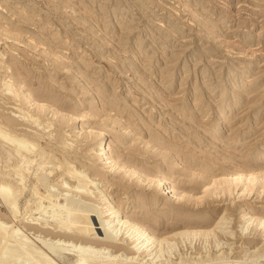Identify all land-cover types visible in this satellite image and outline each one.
I'll return each mask as SVG.
<instances>
[{"label": "rangeland", "instance_id": "obj_1", "mask_svg": "<svg viewBox=\"0 0 264 264\" xmlns=\"http://www.w3.org/2000/svg\"><path fill=\"white\" fill-rule=\"evenodd\" d=\"M263 175L264 0H0V264H264Z\"/></svg>", "mask_w": 264, "mask_h": 264}, {"label": "bare ground", "instance_id": "obj_2", "mask_svg": "<svg viewBox=\"0 0 264 264\" xmlns=\"http://www.w3.org/2000/svg\"><path fill=\"white\" fill-rule=\"evenodd\" d=\"M26 93V92H25ZM28 96V95H27ZM30 100V99H29ZM29 100H28V102H29ZM30 103H31V101H30ZM39 106V105H38ZM88 132V131H87ZM90 133V132H89ZM97 135V134H96ZM89 137V136H88ZM97 138H99V146H98V148H96V152H95V157H96V159L97 160H99L101 163H102V166L104 165V166H110V168L111 167H113V166H115V165H117L118 163L115 161V160H113L112 159V157H108V156H106V147L105 146H102V139H101V136L100 135H97ZM98 140V139H97ZM24 146V145H23ZM26 147H27V145H26ZM25 147V148H26ZM17 154V153H16ZM41 156V155H40ZM41 162H42V160H41ZM88 163V162H87ZM32 164V163H31ZM30 164V165H31ZM29 165V166H30ZM32 166V165H31ZM50 166V165H49ZM95 166V165H94ZM116 167V166H115ZM120 167V169H123L124 170V174H127V175H135L136 174V172H134V171H132V170H130V169H128V168H126V167H124V165H120L119 166ZM96 168V167H95ZM103 168V167H102ZM26 169V168H25ZM56 169V168H55ZM102 170V169H101ZM108 171V170H107ZM119 171V170H118ZM26 172V171H25ZM49 172H50V170H49ZM52 173V172H51ZM73 173H76V172H73ZM123 174V173H122ZM68 175H70V176H72L71 174H68ZM236 176L234 177V180L236 181V183L237 182H240V183H244V182H249V180L251 181V180H253V179H255L256 177H257V175L256 174H254V173H251V172H249L248 170H239L236 174H235ZM197 176V175H196ZM259 176V175H258ZM264 176V175H263ZM69 177V176H68ZM129 177V176H128ZM140 176H138V178H139ZM70 178V177H69ZM73 178H74V176H73ZM172 178V177H171ZM198 178V177H197ZM228 178V177H227ZM230 178V177H229ZM260 178V177H259ZM21 179V178H20ZM120 179V178H119ZM19 180V179H18ZM23 180V179H22ZM83 180V179H82ZM218 180H219V183H220V180L221 179H219L218 178ZM223 180H225V181H227V180H229V179H223ZM2 181V180H1ZM217 181V180H216ZM222 181V180H221ZM225 181H223V182H225ZM232 181V180H231ZM119 182V181H118ZM126 183V182H125ZM140 183V182H139ZM20 184V183H19ZM65 184V183H64ZM83 184V183H82ZM209 184V183H208ZM222 184V183H221ZM155 185V184H154ZM165 185V188L163 189V193H164V196H166L169 200H173V201H179V200H182V199H185L186 197L183 195V194H181V193H178L177 191H175L174 189H173V187L170 185V184H168V183H166L165 182V180L164 179H161V180H159L158 181V186H164ZM157 186V185H156ZM157 186V187H158ZM1 187H3V186H1ZM64 187V186H63ZM17 188V187H16ZM22 188V187H21ZM77 188V187H76ZM67 189V188H66ZM205 189V188H204ZM8 190H10V189H8L6 186L5 187H3V188H1V190H0V195H1V198H2V200H6L8 203H7V205H9L8 207H10V209L9 210H11V212L10 213H12V209L14 208V202H10V201H13L12 199H9V197H8V195H9V193L11 192L12 193V191H8ZM73 191H75V190H73ZM7 192H9V193H7ZM22 192V191H21ZM76 192H78V191H76ZM244 192V191H243ZM10 193V194H11ZM79 193V192H78ZM91 193V192H90ZM206 193V192H205ZM8 194V195H7ZM18 194V193H17ZM89 194V193H88ZM204 194V193H203ZM15 195V194H14ZM168 195H170V196H168ZM188 196V195H187ZM10 197H11V195H10ZM185 197V198H184ZM211 197H212V195H211ZM201 198H203V195H201V196H194L193 197V199L195 200V202H196V200H199V199H201ZM207 198V197H206ZM112 198L111 197H106V200H104V203H106L105 204V208L104 209H106L107 211H109L110 212V216H111V221L112 222H116V224H114V226H120L121 228H122V226L124 225V226H129V227H132V228H134L133 230H135V241L136 242H138V243H136V245H135V247L137 246V245H139L140 247H136V251H138L142 246H145V248L147 247V245H148V243L150 242L151 243V241H155V237H154V234H153V232L151 233L150 231H147L148 230V228H147V230L146 229H143V227L141 228V227H138L137 226V223L136 222H131V221H129L127 218H128V216L125 214V213H123L122 212V209L119 207V206H116V205H114V203L112 202V200H111ZM194 200L192 201L193 203H195L194 202ZM208 200V199H207ZM64 201V200H63ZM4 202V201H3ZM66 202V201H65ZM62 204H64V203H62ZM119 204V203H118ZM27 205V204H26ZM189 205H190V203H189ZM200 206V205H199ZM69 207V206H68ZM67 207V208H68ZM65 208V207H64ZM15 209V208H14ZM60 209H63V208H60ZM73 210V209H72ZM105 210V211H106ZM13 212H15L14 210H13ZM73 212H74V210H73ZM17 213V212H16ZM138 213V212H137ZM14 214V213H13ZM109 214V213H108ZM97 215V214H96ZM95 215V216H96ZM103 215V214H102ZM162 215V214H161ZM188 215V214H187ZM250 215V214H249ZM98 216V215H97ZM109 216V217H110ZM151 216V215H150ZM53 217H54V215H53ZM251 217V216H250ZM79 218V217H78ZM101 218V217H100ZM108 218V217H107ZM145 218V217H144ZM75 219H77V218H75ZM94 219H96V218H94ZM130 219V218H129ZM149 219V218H148ZM159 220V219H158ZM256 220H260V219H258V218H256ZM101 221H102V219H101ZM111 221H109L110 223H111ZM69 222V221H68ZM72 222V221H71ZM88 222H89V220H88ZM140 222V221H139ZM143 222V221H142ZM148 222V221H147ZM152 222V221H151ZM260 222H262V223H264V219L263 220H260ZM64 223V222H63ZM80 223V222H79ZM96 223V222H95ZM99 223V222H98ZM146 223V222H145ZM144 223V224H145ZM199 223V222H198ZM257 223V222H256ZM258 223H259V221H258ZM66 224V223H65ZM78 224V223H77ZM81 224H82V222H81ZM86 224V223H85ZM97 224V223H96ZM152 224V223H151ZM79 225V224H78ZM113 225V224H112ZM111 225V226H112ZM139 225V224H138ZM148 225V224H147ZM84 226V225H83ZM102 226V225H101ZM109 226V225H108ZM127 226V227H128ZM79 227V226H78ZM90 227V226H89ZM151 227V226H150ZM62 228V227H61ZM91 228V227H90ZM101 228H103V226L101 227ZM108 228V227H107ZM146 228V227H145ZM77 229V228H76ZM87 229V228H86ZM92 229V228H91ZM100 229V228H99ZM129 229V228H128ZM131 229V228H130ZM129 229V230H130ZM77 230H81L80 228H78ZM122 230V229H121ZM123 230H124V227H123ZM125 230H126V228H125ZM129 230H127V231H129ZM132 230V229H131ZM76 231V230H75ZM82 231V230H81ZM2 232V231H1ZM103 232H104V230H103ZM117 232V231H116ZM3 233V232H2ZM144 233H147V236L149 237V238H144ZM190 233V232H189ZM96 234V233H95ZM156 234V233H155ZM97 235V234H96ZM102 235V234H101ZM108 235V234H107ZM176 235H181L180 234V232L179 233H174V234H170V236L169 237H172V239L174 238V236H176ZM78 236V235H77ZM100 236V235H99ZM110 236V235H109ZM108 236V237H109ZM134 236V235H133ZM133 236L131 237V238H133ZM95 237V236H94ZM103 237H105V236H103ZM108 237H105L107 240L109 239ZM112 237V236H111ZM111 237H110V240H111ZM160 237H162V236H160ZM168 237V239H170ZM180 237V236H179ZM12 238V237H11ZM92 238V237H91ZM96 238H98L97 236H96ZM102 238V237H101ZM114 238V237H113ZM122 238V237H121ZM164 237H162V239H163ZM166 238H167V236H166ZM166 238H164V239H166ZM104 239V238H103ZM102 239V240H103ZM105 239V240H106ZM158 239H159V236H158ZM158 239H156V241H155V243L157 242L158 244H159V242L161 243V241L159 240L158 241ZM99 240H101L100 238H99ZM106 240V241H107ZM126 240V239H125ZM129 240V239H128ZM132 241H134L133 239H131ZM104 241V240H103ZM109 241V240H108ZM112 241V240H111ZM119 241V240H118ZM122 241V240H121ZM134 241V242H135ZM162 241H165V240H162ZM102 242V241H101ZM105 242V241H104ZM115 242V241H114ZM113 242V243H114ZM123 242V241H122ZM121 242V243H122ZM156 243V244H157ZM132 245H134V244H132ZM120 246V245H119ZM26 247V246H25ZM79 247H80V245H79ZM134 247V248H135ZM29 248V247H28ZM81 248V247H80ZM124 248H126V247H124ZM144 248V247H143ZM71 249V248H70ZM85 249H87V247L85 248ZM84 249V250H85ZM142 249V248H141ZM118 250V249H117ZM148 251V250H147ZM147 251H146V253H147ZM76 252V251H75ZM85 253V252H84ZM83 253V254H84ZM92 253V252H91ZM135 253H137V252H135ZM145 253V254H146ZM89 254V253H88ZM134 254V253H133ZM150 254V253H149ZM142 256H144V255H142ZM149 256V255H148ZM85 257V256H84ZM115 257V256H114ZM113 257V258H114ZM144 258V257H143ZM86 259V258H85ZM83 261H84V259H83ZM83 261L81 262L82 264H83ZM85 261H87V260H85ZM88 262V261H87ZM80 263V264H81ZM78 264V263H77Z\"/></svg>", "mask_w": 264, "mask_h": 264}]
</instances>
